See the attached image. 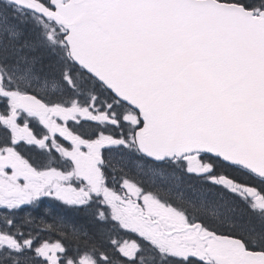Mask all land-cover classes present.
<instances>
[{
	"label": "snow or ice",
	"instance_id": "1",
	"mask_svg": "<svg viewBox=\"0 0 264 264\" xmlns=\"http://www.w3.org/2000/svg\"><path fill=\"white\" fill-rule=\"evenodd\" d=\"M0 264H264V0H0Z\"/></svg>",
	"mask_w": 264,
	"mask_h": 264
}]
</instances>
